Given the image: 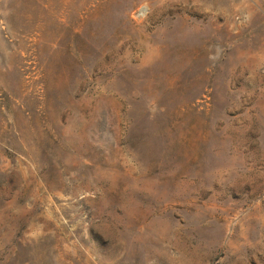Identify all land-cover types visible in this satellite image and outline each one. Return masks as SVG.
I'll list each match as a JSON object with an SVG mask.
<instances>
[{
  "label": "rangeland",
  "instance_id": "obj_1",
  "mask_svg": "<svg viewBox=\"0 0 264 264\" xmlns=\"http://www.w3.org/2000/svg\"><path fill=\"white\" fill-rule=\"evenodd\" d=\"M0 264H264V0H0Z\"/></svg>",
  "mask_w": 264,
  "mask_h": 264
}]
</instances>
